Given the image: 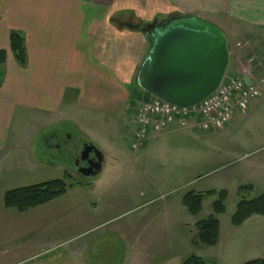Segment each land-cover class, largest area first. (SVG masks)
<instances>
[{"label": "crops", "instance_id": "0c3cea01", "mask_svg": "<svg viewBox=\"0 0 264 264\" xmlns=\"http://www.w3.org/2000/svg\"><path fill=\"white\" fill-rule=\"evenodd\" d=\"M143 4L151 5L156 17L166 20L172 16L203 19L231 41L249 42V35L259 37V31L264 30V0H0V51L7 55L0 89V264L41 261L66 244V260L60 264H156L152 260L157 256L163 258L157 264H183L189 254L204 251H215L223 259L248 258L241 264L264 259V217H253L225 232L220 223L219 243L212 248H195L192 239L183 236L192 248L190 252L196 253L182 255L177 250L176 230L185 231L188 226L195 236L199 218L187 210L190 216H185L182 198L190 190L171 191L247 156L244 150L221 148L213 152L209 150L210 139L202 137L229 135L233 124L218 132L199 133L182 130L175 123L134 152V161L144 163L140 174H144L145 186L150 182L157 188L153 179L167 178L171 180L169 193L160 189L149 194L137 192L141 176L114 170L120 168L114 166L118 143L131 121V136L136 128L139 104L134 98H150L132 87L150 45L142 31L135 30L146 41L145 51L127 59V70H117V39L125 44L130 38L124 32L116 36L111 20ZM15 31L26 41L25 66H20L11 52L10 34ZM133 47L127 45L126 51ZM253 49L264 51L256 46ZM126 51L121 49V54ZM250 109L246 115L238 113L239 117L248 116ZM65 125L74 126L103 156L102 168L90 182L74 181L59 157L47 161L36 157L37 147L42 145L40 130L53 132L44 142L46 150L60 151L57 130ZM231 169L232 179L264 180V161L260 159H246ZM67 178L73 185L42 206L25 212L5 206L9 191ZM111 243L121 249L118 262L112 253L99 251L102 244L106 251L111 249ZM215 262L225 264L218 257Z\"/></svg>", "mask_w": 264, "mask_h": 264}, {"label": "rangeland", "instance_id": "374dc122", "mask_svg": "<svg viewBox=\"0 0 264 264\" xmlns=\"http://www.w3.org/2000/svg\"><path fill=\"white\" fill-rule=\"evenodd\" d=\"M121 17L115 18L114 20L112 19L111 22L113 23L114 27L116 28V33L118 36L119 32H124L127 37H129L130 42H126L125 44H122L121 39H117V44H116V49H115V59L117 61V65H119L118 69L121 71L122 69L127 70V59H129L131 56L136 55V53L143 54V51H145V42L144 38L141 39L135 34V29H131L129 25L133 26H140V25H151L156 22L162 23L166 21L165 17H156L157 16V11L156 9L152 8L151 5L149 4H143L142 6H139L138 8H131L129 10H126L121 13ZM106 23H109L108 20H105ZM111 25V24H110ZM112 26V25H111ZM141 31V30H140ZM261 35L257 38L254 36V34H251L246 38L244 37H238V40H248L250 45V48L247 53H245L242 56V60H251L252 59V67L254 68V75L258 80H263L264 79V59L262 58V54H264V51H256L253 48L256 46L257 49H264V30L259 31ZM120 36V35H119ZM138 36V37H137ZM118 38V37H117ZM139 38V39H137ZM255 38V40H254ZM237 39H234L233 41L230 40V43L236 44L238 42H245V41H237ZM127 45L129 46H134L133 50H129V52L126 51ZM121 49L124 52V54H121ZM238 67V63L236 60L234 62H231V66L229 68V76H233V74L236 71V68ZM125 70V71H126ZM137 76V74H136ZM135 76V79H136ZM134 79V81H135ZM130 87V86H128ZM133 91H136L137 93H141L140 90L137 89L135 86V83L132 85ZM262 93L261 97L258 99L260 100L256 107L253 109H250V114L246 117H239V115L236 113L234 118H233V123L231 122L232 127L231 131L226 135H214V134H208V135H202L203 138L208 137L210 139L209 141V147L213 152L217 151L222 148L224 151L229 149L231 152H236L239 150H244V154L247 155L244 159L242 160H237L234 163L230 164H225L221 166L220 168L214 170L213 172L209 173H203L200 174V179L195 180L194 182H190L187 185L175 188V190L171 191V180L167 178H160V179H153V182L158 183V187H152V184L150 182H147L146 186L144 184V174H140V170H144V163L135 160L134 161V155L135 153L131 150L130 145H131V132L134 129L133 127V122L131 121L130 126H129V131L125 133L124 137L120 140L118 143V154H117V160L116 163L114 162L115 165H120V168H116L114 170H121L122 172H132L133 176H137L140 178L142 177L141 183L137 181V185L140 186V188L137 190L139 191H144L145 193H150L152 190H162V191H171V193H178V192H184L186 190H196L199 192H208L214 190L215 192H220L223 189H225L228 194V200L226 202V213L222 216L219 217L220 223L222 226V231L226 230H234V228L231 225V215L235 212L236 205L240 201V197L236 194H233V191L236 189L237 185L238 188L243 185H252L251 189H246V192L244 193V197L246 199H254L261 194H264V180L254 182V181H247L244 180V178L240 177L239 179L237 178H231L232 172L231 168L238 164H242L243 162L249 159H260L264 161V83L262 84ZM132 95V94H131ZM149 95V94H148ZM146 95V96H148ZM150 97V96H148ZM133 99V95H132ZM145 97L137 98L135 96L134 101L137 102L139 105L144 100ZM257 100V101H258ZM133 101V100H132ZM256 102V101H255ZM253 105V104H252ZM251 105V106H252ZM246 115V114H242ZM224 130V129H223ZM55 131V130H54ZM58 136H59V142L57 143L60 144V151H47L44 142L47 140V138L50 137V135L53 133L51 131L50 134L46 132V130H40L39 132V142H41V146L37 147L36 150V157L39 160H44L47 161L52 158L59 157L60 159L64 160L69 172L72 174L74 177V181L79 182V183H86L90 182L91 179L90 177L86 176H79L76 174L73 170L75 167V155L77 154V150L81 149L82 146L86 144H91L90 140H88L84 135H82L74 126L70 125H65L63 126L62 130H57ZM225 147V148H223ZM209 151L208 153H210ZM56 156V157H55ZM148 175H151V171H149ZM136 179V178H135ZM135 179H132L135 181ZM124 183L127 181L125 179H122ZM73 183V182H72ZM136 187V184L134 185ZM145 186V187H144ZM237 188V189H238ZM169 190V191H168ZM167 192L165 194H167ZM187 192V191H186ZM150 195H148L149 198ZM165 200L167 197L164 198ZM217 196L213 197H208L204 200L203 206H202V212L199 215L200 219H205L208 216H210L213 211H212V205L216 201ZM185 216H190L188 215L186 209H184ZM181 221V220H180ZM186 223V222H185ZM188 223V222H187ZM186 223V225H187ZM185 231H180L176 230V237H177V250L178 252H181L182 255H188L189 253H196V252H190L191 247H189L188 243L185 242L184 237H188L189 239H193L194 236L191 234V231L188 230V226H185ZM223 232V236L225 233ZM238 236H243V231H235ZM228 234V232H227ZM247 235V233H246ZM67 246H62L60 248H56L52 252H50L47 256L42 257L41 261L40 260H28L26 262L20 263V264H60L61 261L66 260V252L69 248V244H66ZM108 245V244H107ZM108 246L111 247V249H108L106 251V247L104 244H102L99 247V251H104L112 253L113 257H116L118 262L119 256H120V247L119 244L117 243H111ZM113 247V248H112ZM111 250V251H110ZM207 251V250H206ZM192 254H189L191 256ZM196 255V254H193ZM199 255V256H198ZM198 257L202 258L203 260L206 261V264H215V257H218V259L222 260L225 264L233 262V264H241L240 261H244L248 258H243L239 261H236L235 259H230V258H220L222 257L219 253L215 251H207V252H197ZM163 258H160L159 256L154 257L152 260L153 263H160ZM68 260H70L68 258ZM110 262V261H109ZM250 262V261H249ZM247 263V262H246ZM245 264V263H244Z\"/></svg>", "mask_w": 264, "mask_h": 264}, {"label": "water", "instance_id": "95a60500", "mask_svg": "<svg viewBox=\"0 0 264 264\" xmlns=\"http://www.w3.org/2000/svg\"><path fill=\"white\" fill-rule=\"evenodd\" d=\"M142 33L150 45L136 77L142 92L178 108H191L215 93L225 79L232 61L229 39L213 24L197 17L170 18L147 25ZM88 148L97 165L84 175L94 177L103 156L93 145Z\"/></svg>", "mask_w": 264, "mask_h": 264}, {"label": "built area", "instance_id": "2783aa9c", "mask_svg": "<svg viewBox=\"0 0 264 264\" xmlns=\"http://www.w3.org/2000/svg\"><path fill=\"white\" fill-rule=\"evenodd\" d=\"M249 45L247 42L230 43L232 61L238 63L235 75L229 76L228 71L217 91L200 104L191 108H178L155 97L142 100L131 139V150L138 152L175 123L182 130L210 133L225 129L236 113L247 114L251 105L261 97L264 83V79L258 80L254 75L252 59L242 60Z\"/></svg>", "mask_w": 264, "mask_h": 264}, {"label": "trees", "instance_id": "16d2710c", "mask_svg": "<svg viewBox=\"0 0 264 264\" xmlns=\"http://www.w3.org/2000/svg\"><path fill=\"white\" fill-rule=\"evenodd\" d=\"M89 1V0H84ZM180 18V16H172L171 19ZM25 38L20 32H12L10 34V48L16 62L20 66H25L27 63V53L25 46ZM6 52L0 51V89L3 85L4 72L3 68L6 63ZM139 71V70H138ZM138 73V72H137ZM137 77V76H136ZM136 86V82H135ZM137 87V86H136ZM138 89V87H137ZM140 90V89H138ZM141 91V90H140ZM142 96L148 95L142 92ZM149 96V95H148ZM139 99V97H137ZM146 100V99H144ZM71 179L50 181L44 184L31 187L21 188L9 191L5 194L4 203L7 208L16 209L19 212L42 206L57 197L63 195L73 184L69 183ZM251 186H240L237 189V195L240 201L236 205L235 212L231 215L230 221L233 227H241L244 223L253 217H264V194L254 198L246 199L244 193L246 189H251ZM217 196L216 201L212 205L213 213L205 219H200L199 215L202 212L204 200L208 197ZM229 194L226 190L220 192L208 191L205 193L187 191L183 198L182 204L193 217H198L199 220L195 225V236L191 244L195 248H212L217 246L220 238V222L218 216L226 213V202ZM183 264H206L205 261L196 256L191 255ZM245 264H264V259L254 260Z\"/></svg>", "mask_w": 264, "mask_h": 264}, {"label": "flooded vegetation", "instance_id": "af4514ba", "mask_svg": "<svg viewBox=\"0 0 264 264\" xmlns=\"http://www.w3.org/2000/svg\"><path fill=\"white\" fill-rule=\"evenodd\" d=\"M140 30L142 31L143 29H145L146 26L144 25H140ZM56 137V136H54ZM57 138V137H56ZM59 137L57 138L56 142H59ZM58 145H60L58 143ZM91 144H86L84 146H82L81 149L77 150V154L75 155V167H74V172L76 174H78L79 176L83 177L85 176V174H88L89 172H92L94 170V168L97 165V160L95 157L94 153H89L88 150V146Z\"/></svg>", "mask_w": 264, "mask_h": 264}]
</instances>
